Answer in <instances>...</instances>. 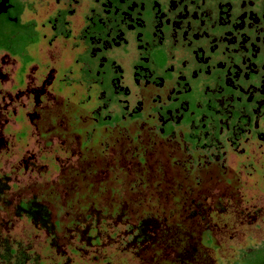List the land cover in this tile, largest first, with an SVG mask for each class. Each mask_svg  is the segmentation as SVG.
I'll list each match as a JSON object with an SVG mask.
<instances>
[{
	"label": "flooded vegetation",
	"instance_id": "obj_1",
	"mask_svg": "<svg viewBox=\"0 0 264 264\" xmlns=\"http://www.w3.org/2000/svg\"><path fill=\"white\" fill-rule=\"evenodd\" d=\"M0 152L47 232L204 264L185 221L264 224V0H0Z\"/></svg>",
	"mask_w": 264,
	"mask_h": 264
},
{
	"label": "rangeland",
	"instance_id": "obj_2",
	"mask_svg": "<svg viewBox=\"0 0 264 264\" xmlns=\"http://www.w3.org/2000/svg\"><path fill=\"white\" fill-rule=\"evenodd\" d=\"M16 159V156L0 152V178L5 180L7 177L6 184L9 187L0 196V245L7 243L23 250L30 259L27 264H142L131 251L125 249L122 252L118 244H108L107 239L102 240L101 248H88L76 239L69 243L70 235L65 229L67 221L62 215L65 208L61 205L50 206L59 223V227L50 233L34 225L25 216L16 215L14 206L21 199L40 195L33 187H22L23 174L17 167ZM255 193L257 190L253 188L251 195ZM231 214H225L227 217L224 220L211 223L185 221V228L189 230L200 231L215 226L213 242L205 236L202 238L210 245L203 249L206 264H264V243H261L264 239V224L260 221L240 222L239 218L234 217L236 212L232 211Z\"/></svg>",
	"mask_w": 264,
	"mask_h": 264
},
{
	"label": "trees",
	"instance_id": "obj_3",
	"mask_svg": "<svg viewBox=\"0 0 264 264\" xmlns=\"http://www.w3.org/2000/svg\"><path fill=\"white\" fill-rule=\"evenodd\" d=\"M8 190V185L5 180L0 179V196ZM14 213L16 215L25 216L34 225L44 228L47 231L52 230V226L49 225V213L45 207L37 204L35 201H28L26 203L17 204L14 206ZM186 229V228H185ZM191 246L189 242H184V246ZM203 256L204 252L199 253ZM205 258V257H204ZM30 259L23 252V250L17 247H12L11 244L3 243L0 245V264H27ZM204 264L206 261L202 260Z\"/></svg>",
	"mask_w": 264,
	"mask_h": 264
}]
</instances>
